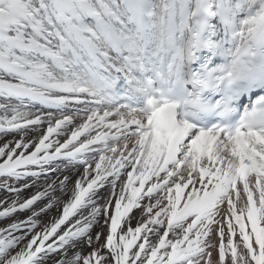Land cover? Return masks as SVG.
Here are the masks:
<instances>
[{
  "label": "snow or ice",
  "instance_id": "snow-or-ice-1",
  "mask_svg": "<svg viewBox=\"0 0 264 264\" xmlns=\"http://www.w3.org/2000/svg\"><path fill=\"white\" fill-rule=\"evenodd\" d=\"M0 138V264H264V0H0Z\"/></svg>",
  "mask_w": 264,
  "mask_h": 264
},
{
  "label": "bare ground",
  "instance_id": "bare-ground-1",
  "mask_svg": "<svg viewBox=\"0 0 264 264\" xmlns=\"http://www.w3.org/2000/svg\"><path fill=\"white\" fill-rule=\"evenodd\" d=\"M37 135H39V134H28V138H29V139L35 138ZM16 138H18V137H16ZM6 139H12V137L9 136V137H7ZM3 142H4V139H0V144H2ZM64 174H65V175H68L69 172H64ZM59 175H60V173H59ZM59 175H58V176H59ZM56 178H57V177H56ZM75 178H77V176L75 177L74 174L71 172L70 179H73V180H74ZM69 187H71V185H69ZM26 194H27V193H23V194H22L23 197H27ZM6 195H7V194H6ZM6 195L1 196L0 199H2V198H3L4 196H6ZM56 214H57L56 210L53 209V210H52V213L48 216V218H47L43 223H45V222H47L48 220H50V219H51L53 216H55ZM25 215H26V213H18L16 216L12 217V219H16V218L23 219ZM8 222H10V221H9V220H2V221H0V226H3L4 224H6V223H8ZM43 223H42V224H43ZM29 238H30V237H29Z\"/></svg>",
  "mask_w": 264,
  "mask_h": 264
}]
</instances>
